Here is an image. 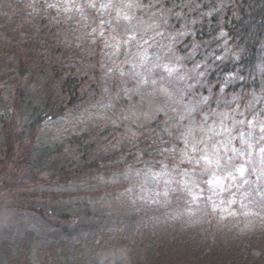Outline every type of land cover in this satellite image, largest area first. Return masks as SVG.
Instances as JSON below:
<instances>
[{
  "label": "clouds",
  "instance_id": "obj_1",
  "mask_svg": "<svg viewBox=\"0 0 264 264\" xmlns=\"http://www.w3.org/2000/svg\"><path fill=\"white\" fill-rule=\"evenodd\" d=\"M217 250L264 264V0H0V264Z\"/></svg>",
  "mask_w": 264,
  "mask_h": 264
},
{
  "label": "rangeland",
  "instance_id": "obj_2",
  "mask_svg": "<svg viewBox=\"0 0 264 264\" xmlns=\"http://www.w3.org/2000/svg\"><path fill=\"white\" fill-rule=\"evenodd\" d=\"M218 255L217 257L215 255ZM226 253L223 250H217L210 258L206 259L205 261L201 262V264H223L225 260Z\"/></svg>",
  "mask_w": 264,
  "mask_h": 264
},
{
  "label": "trees",
  "instance_id": "obj_3",
  "mask_svg": "<svg viewBox=\"0 0 264 264\" xmlns=\"http://www.w3.org/2000/svg\"><path fill=\"white\" fill-rule=\"evenodd\" d=\"M213 19L215 20V17H213ZM225 70H227V66H225ZM75 142L79 143V140H77V141H75ZM62 171H63V170H62ZM65 174L67 175V174H70V173H65ZM218 255H220V254H217V255H215V256L217 257Z\"/></svg>",
  "mask_w": 264,
  "mask_h": 264
}]
</instances>
